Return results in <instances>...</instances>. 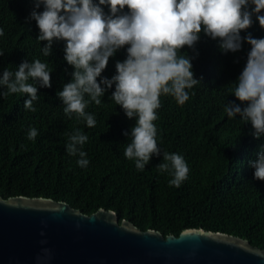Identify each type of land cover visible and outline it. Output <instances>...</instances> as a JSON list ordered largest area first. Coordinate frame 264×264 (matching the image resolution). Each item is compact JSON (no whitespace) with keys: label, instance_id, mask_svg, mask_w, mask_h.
<instances>
[{"label":"trees","instance_id":"obj_1","mask_svg":"<svg viewBox=\"0 0 264 264\" xmlns=\"http://www.w3.org/2000/svg\"><path fill=\"white\" fill-rule=\"evenodd\" d=\"M31 11L29 0H0V71L15 70L23 59H41L54 68L51 87L38 89L33 102L36 111L23 108L27 96L0 97V195L43 197L68 203L90 215L100 208L113 210L119 221L127 220L141 230L153 229L162 235H178L185 228L222 232L249 241L264 249V181L252 179L248 159L254 158L257 145L251 126L239 119L229 120L224 112L234 81L242 70L248 46L236 53L221 54L212 40L202 37L196 45L199 55L192 61L194 78L202 83L190 90L189 100L178 106L171 97L162 96L157 143L161 153L181 154L189 172L179 188L169 185L167 172H160L162 156H153L138 171L123 155L130 142L122 131L134 120L108 98L90 103L97 124L85 126L75 115L63 113L57 97L68 82L71 66L63 61V42H54L50 57L40 52L43 41H36L35 22L25 21ZM39 11V9H38ZM256 38L264 37L258 25L248 29ZM243 35V32L241 33ZM189 55L191 50L182 49ZM121 50L110 58L101 75L114 74V61L122 60ZM238 102V101H236ZM239 103V102H238ZM29 126L38 135L26 138ZM79 128L89 139L83 145L89 163L81 168L78 156L66 151L69 134Z\"/></svg>","mask_w":264,"mask_h":264},{"label":"clouds","instance_id":"obj_2","mask_svg":"<svg viewBox=\"0 0 264 264\" xmlns=\"http://www.w3.org/2000/svg\"><path fill=\"white\" fill-rule=\"evenodd\" d=\"M31 11L25 21H34L36 41L44 57H50L54 42H63V61L71 66L70 79L56 95L63 113L75 115L86 127L97 120L87 112L90 103L100 105L110 92L115 106L134 124L122 135L130 138L123 155L133 161L138 171L145 170L153 156L164 162L157 168L171 177L169 185L179 188L187 179L189 168L179 153H161L157 143L161 97H171L183 106L190 90L202 83L194 78L192 61L199 55L196 45L201 38L216 43L221 54L236 53L248 46L242 70L229 95L235 101L224 104L229 120L239 119L251 126L250 134L264 140V37L256 38L248 29L253 24L264 30V0H29ZM39 9V11H38ZM243 32V35L241 34ZM5 35L0 28V37ZM191 50L189 55L182 49ZM123 50L124 58L114 61V74L101 75L110 58ZM5 53L0 50V56ZM54 68L37 58L23 59L15 70L0 71V97L11 94L27 96L23 108L36 111L38 89L51 87ZM238 101V102H236ZM38 135L29 126L26 138ZM89 137L79 128L69 134L66 151L78 156L76 164L87 167L83 145ZM252 179L264 181V143L257 145L254 158L248 159Z\"/></svg>","mask_w":264,"mask_h":264},{"label":"water","instance_id":"obj_3","mask_svg":"<svg viewBox=\"0 0 264 264\" xmlns=\"http://www.w3.org/2000/svg\"><path fill=\"white\" fill-rule=\"evenodd\" d=\"M0 264H264V249L202 228L141 230L43 197L0 195Z\"/></svg>","mask_w":264,"mask_h":264}]
</instances>
